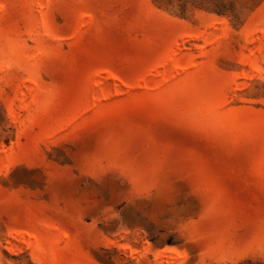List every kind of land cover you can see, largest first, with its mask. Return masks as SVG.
Here are the masks:
<instances>
[{
    "label": "rangeland",
    "instance_id": "374dc122",
    "mask_svg": "<svg viewBox=\"0 0 264 264\" xmlns=\"http://www.w3.org/2000/svg\"><path fill=\"white\" fill-rule=\"evenodd\" d=\"M0 264H264V0H0Z\"/></svg>",
    "mask_w": 264,
    "mask_h": 264
}]
</instances>
